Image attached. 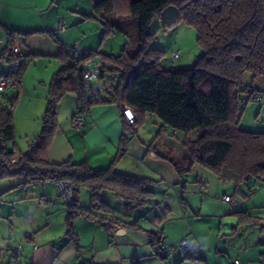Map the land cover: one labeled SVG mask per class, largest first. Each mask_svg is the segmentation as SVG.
Wrapping results in <instances>:
<instances>
[{
    "label": "trees",
    "instance_id": "1",
    "mask_svg": "<svg viewBox=\"0 0 264 264\" xmlns=\"http://www.w3.org/2000/svg\"><path fill=\"white\" fill-rule=\"evenodd\" d=\"M92 4L93 14L87 18L103 26V39L117 30L123 31L114 21L115 17L137 18L136 43L133 48L125 44L117 55L80 50V63L99 56L114 66V69L101 72L99 81L104 96L97 103L86 99L82 71L72 66L70 53L73 48L66 50L59 46L57 59L61 68L48 85L41 131L31 140V153L16 152L8 146L15 139L9 108L19 95L25 64L20 63L15 73L0 70V82H5V90L16 91L11 98L2 96L5 90L0 94L6 99L5 105H0V180L16 177L22 186L46 181L71 183L73 198L67 204L62 203L67 211L66 234L77 249L78 238L71 228L77 218L90 219L107 231L135 228L134 224L113 216L111 207L100 199L102 191H110L130 212L132 205H147L153 195L148 189L151 181L113 172L112 166L126 151L129 140L126 136L120 142L117 157L106 169H92L86 163L71 161L54 164L47 159L46 152L57 128V104L67 93H75L76 113L84 114L95 104L110 103L119 108L126 105L135 117L130 126L132 132H136L148 116L173 134L196 133L193 142L184 143L188 157L181 161L164 157L179 176L189 173L194 165H200L212 172L218 181L232 182L236 188L249 180L264 183V132L251 133L238 126L241 109L245 108L247 100L255 99L256 92H261L254 82L264 78V0H93ZM168 6L176 9L169 27L184 24L196 32L200 53L188 69L163 68L161 62L165 53L150 47L153 34L148 32L149 25ZM56 35L57 31L51 36L60 45ZM12 42L13 37L0 48V69L16 59ZM176 53L171 55L172 62L179 58L178 53L173 59ZM247 74L252 83L242 87ZM241 92L248 95L247 100L240 97ZM260 104H264V97ZM13 156L18 157L15 163L10 162ZM83 187L90 195V210L79 206V191ZM247 217L254 218L252 224L256 223V217ZM150 239L153 246L159 242L158 236L152 235ZM192 253L191 250L184 254L187 259H200L198 253Z\"/></svg>",
    "mask_w": 264,
    "mask_h": 264
},
{
    "label": "crops",
    "instance_id": "2",
    "mask_svg": "<svg viewBox=\"0 0 264 264\" xmlns=\"http://www.w3.org/2000/svg\"><path fill=\"white\" fill-rule=\"evenodd\" d=\"M72 1L76 5H72ZM77 3L78 0H0V48H4L13 37V55L20 63L25 64L23 74L25 77L21 79L19 93L25 92L29 101V112H33L31 107H35V102L31 99L39 100L36 107L45 110L47 86L53 75L61 68L57 59L59 46L66 50L77 47L84 52L95 51V48L100 53L105 50L99 47L101 43L96 47L94 42L83 41L85 33L80 36L79 30L73 28L90 15L80 11ZM69 12L76 16L69 18L67 14ZM67 22L72 23L71 30L68 29ZM62 25L65 29L59 32ZM56 31L60 45L53 41L52 36ZM106 38L103 39L102 34V41ZM180 59L179 56L176 62ZM31 62L32 69L39 63L43 68L34 73L35 70L28 68ZM193 62L194 59L182 61L172 67L188 69ZM37 88H41L39 93ZM30 93L32 95H29ZM21 101L13 110L12 117ZM77 106L75 93H67L57 104V128L46 152L50 163L71 161L75 164L86 163L92 169H106L117 157L120 142L123 136H126L129 139L127 148L112 166L114 173L136 180H149L153 187L159 188L163 185L166 186V190L182 184L186 175L179 176L166 160L158 158L159 156L171 158L166 154L167 146L161 139L162 132L168 131L170 135L173 133L162 129L160 123L159 131L155 135L152 126L144 127L149 120L156 119L147 116L143 125L137 128L136 132H132L130 126L123 124L117 105L102 103L91 106L89 111L83 114L84 125L77 130L73 127ZM195 138L196 133L187 134L184 143L193 142ZM8 146L16 152H22L16 147L15 142L9 143ZM184 149L186 155L179 160L174 159L175 161L188 157L187 149L185 147ZM1 182L0 264H160L162 262L154 252L156 246L162 245L168 239L171 247L176 246L185 238L191 244H195L192 254L198 253L200 259H187L181 252L182 255L174 258V264H232L234 260H239L242 264H264V226H261L259 232L254 228L247 229L248 226H259V220L249 210L239 211L240 208H246L248 206L246 204L230 212L239 216L219 221V234L213 231L217 221L212 215L204 216L212 217L210 220L199 219L201 215L196 217L200 222H211L208 225H198L199 221L195 218L172 220L168 206L163 210L157 207L156 215L144 221L143 226L139 221L131 219L135 206H132L130 212L124 206L123 215H116L111 209L113 216L135 225V228L119 227L112 231H107L90 219L80 217L75 219L71 226L78 238L77 249L66 234L67 211L53 183L22 186L19 185L18 179L16 185L7 187L2 186ZM240 187L236 188V194L243 192ZM16 189L21 192L13 195V190ZM2 195L4 198L12 196L10 200L3 202ZM226 196L228 195H224ZM40 198L44 201L40 202ZM78 200L80 208L91 209V205L87 207L79 196ZM230 203H234V200ZM247 216L256 217V223L252 224L254 218L250 219ZM193 222L196 223L193 225ZM120 229L123 232L117 234ZM152 235L158 236L159 239L155 246L152 245V239H149ZM235 235L240 238H235ZM229 236L237 240L234 241L233 238H228ZM18 247L20 253L12 260L11 252ZM161 258L164 257L161 255Z\"/></svg>",
    "mask_w": 264,
    "mask_h": 264
},
{
    "label": "rangeland",
    "instance_id": "3",
    "mask_svg": "<svg viewBox=\"0 0 264 264\" xmlns=\"http://www.w3.org/2000/svg\"><path fill=\"white\" fill-rule=\"evenodd\" d=\"M92 2L93 0H78V8L80 9V11L88 14H93ZM72 5H76V3L72 1ZM67 14H69V18L71 16V19L76 16L75 14L70 12ZM175 15V7L168 6L163 10L160 16L157 15L151 21L148 29V32L153 34V39L150 42V47L161 50L165 53V57L161 62V66L163 68L177 65L178 62H187L191 59H194L200 53V50L196 44V32L192 27H188L184 24H179L177 26L173 25L169 27V24L173 21ZM114 21L116 23H119V27L123 31H115L104 41H102L103 26L94 19L86 17L85 21H82L78 26H75L73 28L77 31L79 30L80 36H83L82 33H85L83 41L94 42L96 43V47L99 45V43H101L99 47L101 48V50L105 49L103 52H105L106 54L103 52L101 53L105 55H117L120 53L125 44L129 45L130 48H133L137 40L139 22L137 18L124 16L115 17ZM70 22H67V24H69ZM71 26L72 23L69 24V30H71ZM97 28H99V30H97ZM112 49L113 51L111 52ZM94 50H96V48ZM173 52L179 53L181 59L178 62L170 61ZM41 63L43 62L41 61ZM28 68L30 70H35L34 73H36L43 67L42 64L39 63L35 65L34 69H32L33 64L31 62ZM23 74L22 78L24 76ZM242 82V87L249 85L250 83H252L251 76L248 74L245 75ZM253 85L262 92V97H264V78L257 79ZM37 89V93H39V89L41 88ZM2 95L4 97L11 98L16 95V91L12 88H9ZM29 95L32 94L30 93ZM4 97H0V105H5L6 99ZM240 97L247 100L248 95L241 92ZM20 100L22 101L19 105V108L13 115L15 135L14 142L16 147H18L20 151L26 152L28 151V149H30L31 142H33L29 140H32L34 135H36V132L37 134H39L41 131L42 118L45 110H43L42 108L41 110H39V107H36L37 104H39V100L31 99L33 100V102H35V107H31V109H33V112H29L30 106L28 105L29 101L25 92L19 93L14 102V105L12 106L14 109H16ZM153 123L157 125H153ZM158 123L159 121L157 120H149L144 125V127L152 126V128H154L153 135H155L159 131ZM238 126L239 129L251 133L264 132V104L258 103L253 98L248 99L246 107L241 109ZM185 136L186 135L183 133H175L173 135H170L168 131L167 133L162 132L161 140L167 146V148L165 149L166 154L169 155L171 159L179 160L186 155V150L183 146ZM149 157L152 158L151 155ZM158 158L164 161L166 160L171 165V167H173L167 159L163 158L162 156H159ZM0 182L2 186L9 187V185H16L18 182V178L14 177L9 179H2L0 180ZM257 183L258 182L254 180L243 182L240 185V189H242L243 192L236 194V185H234V183L219 182L212 172L200 165H194L191 171L186 174V177L184 176V181L182 182V184H178L173 187L171 186V190H166V186L163 185L159 188H157L156 186L153 187V185H149L148 189L152 192V197L149 199L147 205L143 207L133 208L134 213L131 219L135 222L139 221V223L143 226L144 221L150 220V217L156 215L155 209L157 207L163 210L165 206H168L169 210L172 213L170 215V218L172 220H176L179 218H195L199 221L197 222L198 225H208L211 224V222H200L199 219L210 220L212 217L204 216L212 215L213 218H215L217 221L216 226L213 227V231L216 234H219V223L222 220H227L232 216H239L232 215L230 214V212L235 211L237 207L244 206V204H246L248 206L243 209L240 208L239 211L246 212V210H249L254 213V215H256L259 220V226H248L247 229L254 228L258 230L257 232H259L262 229L261 226H264V211H262L264 210V183ZM13 192V195H17L21 191L16 189L13 190ZM224 195H228L229 198L234 200V203H225L223 201ZM11 196L12 195H9L8 197L4 198V195H2V201L6 202L10 200ZM79 197L83 203H86L87 207L91 205L90 195L86 188L83 187L80 189ZM100 199L103 202L107 203L116 215H123L125 208L124 203L120 199H118L114 195V193L110 191H102L100 193ZM199 215H201L202 217H200L199 219L196 218L199 217ZM195 223L196 222H193V225ZM223 226H225V224ZM146 229L150 231L149 228ZM178 229L180 231V226ZM236 236L237 235H235V238H240ZM228 238H233L234 241L237 240L232 236H229ZM170 249L171 246L168 245L164 246L161 250L154 251L160 262H162L160 264H174V260L177 259L179 255H182L180 251H171ZM163 253H166V257L161 258V255Z\"/></svg>",
    "mask_w": 264,
    "mask_h": 264
},
{
    "label": "built area",
    "instance_id": "4",
    "mask_svg": "<svg viewBox=\"0 0 264 264\" xmlns=\"http://www.w3.org/2000/svg\"><path fill=\"white\" fill-rule=\"evenodd\" d=\"M65 29V26H60L59 32L63 31ZM81 56V51L77 48H73L70 53L72 66L75 68L80 69L82 72V81H83V88L85 92L86 99L89 102H99L101 98L104 96V88L101 85V82L99 81L101 72L105 70L114 69V66L110 64V62H107L103 60V58L99 56L92 57L91 59L87 60L84 63L79 62V57ZM178 57V53L173 55V59H176ZM20 66V62L15 59L13 62H11L8 65H4L0 70L1 72H12L15 73L18 71ZM5 90V82H0V94ZM255 100L262 103V96L261 92H256L255 94ZM14 108L11 106L9 108V111L12 113ZM120 112L121 116L123 118V121L128 125H133L135 121V117L133 112L128 108L126 105L120 106ZM84 125V116L83 114L77 112L73 118V127L77 130L82 128ZM18 157L13 156L10 158L11 163H15L17 161ZM49 181H46L45 183H48ZM53 184L58 189L59 198L64 204L69 203L73 198V192H72V185L69 182L66 181H55ZM225 202H232V199L228 196L223 198ZM43 198H40V202H43ZM150 239V236H149ZM195 244H191L186 238L181 240L176 246H172L171 250L175 251L178 250L182 252L183 254L189 253L191 250H194ZM20 253L19 247L17 249L12 250L11 252V259L15 260L16 256H18ZM232 264H241L238 260H234Z\"/></svg>",
    "mask_w": 264,
    "mask_h": 264
},
{
    "label": "water",
    "instance_id": "5",
    "mask_svg": "<svg viewBox=\"0 0 264 264\" xmlns=\"http://www.w3.org/2000/svg\"><path fill=\"white\" fill-rule=\"evenodd\" d=\"M31 151H32V148H30L29 150H28V153H31ZM123 232V230H118L117 231V234H119V232ZM170 244V240L168 239V240H166L162 245L160 244V245H158V246H156V250H161L162 248H163V246H168ZM162 257H166V253H163L162 254Z\"/></svg>",
    "mask_w": 264,
    "mask_h": 264
}]
</instances>
